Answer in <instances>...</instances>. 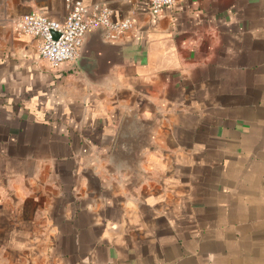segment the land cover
Listing matches in <instances>:
<instances>
[{
	"label": "crops",
	"instance_id": "obj_1",
	"mask_svg": "<svg viewBox=\"0 0 264 264\" xmlns=\"http://www.w3.org/2000/svg\"><path fill=\"white\" fill-rule=\"evenodd\" d=\"M91 31L52 67L0 0V264H264V0H83Z\"/></svg>",
	"mask_w": 264,
	"mask_h": 264
},
{
	"label": "built area",
	"instance_id": "obj_2",
	"mask_svg": "<svg viewBox=\"0 0 264 264\" xmlns=\"http://www.w3.org/2000/svg\"><path fill=\"white\" fill-rule=\"evenodd\" d=\"M67 14L63 21L36 12L25 15L19 22V32L39 39V52L50 66L76 62L87 35L104 29L106 38L117 40L135 28L132 19L114 21L108 7L91 10L83 0H65ZM175 0H150L152 15L158 16L165 7H174Z\"/></svg>",
	"mask_w": 264,
	"mask_h": 264
},
{
	"label": "water",
	"instance_id": "obj_3",
	"mask_svg": "<svg viewBox=\"0 0 264 264\" xmlns=\"http://www.w3.org/2000/svg\"><path fill=\"white\" fill-rule=\"evenodd\" d=\"M101 32H102V34H103V37L106 39V31L104 30V29H101ZM108 41H112V40H108ZM81 52H82V50H81ZM81 52H80V54H81ZM80 57V55L78 56V58ZM77 58V59H78Z\"/></svg>",
	"mask_w": 264,
	"mask_h": 264
}]
</instances>
